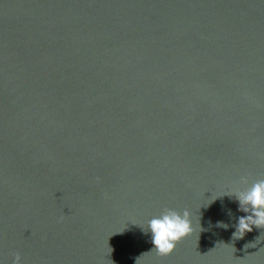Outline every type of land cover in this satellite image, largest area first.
Segmentation results:
<instances>
[{"label":"water","instance_id":"water-1","mask_svg":"<svg viewBox=\"0 0 264 264\" xmlns=\"http://www.w3.org/2000/svg\"><path fill=\"white\" fill-rule=\"evenodd\" d=\"M241 176L264 0H0V264H264V229L232 238ZM165 207L194 230L161 256L139 226Z\"/></svg>","mask_w":264,"mask_h":264},{"label":"clouds","instance_id":"clouds-1","mask_svg":"<svg viewBox=\"0 0 264 264\" xmlns=\"http://www.w3.org/2000/svg\"><path fill=\"white\" fill-rule=\"evenodd\" d=\"M239 185L242 187H234L223 195L234 199L237 203V212L244 213V215L235 217L233 239H242L246 233L252 232L253 228L264 229V178H259L249 184L247 177L241 176ZM223 196L212 198V194L210 200L212 202ZM227 214L231 217V210H228ZM215 226L223 229L229 227L223 221H216ZM139 228L143 233L150 234L153 245L151 250L154 249L157 254L166 256L174 250L178 241L192 234L194 225L191 213L187 209L178 211L165 207L158 214L147 219L146 223ZM261 237H264V232L260 233L256 241L262 240ZM250 244L246 243L243 247L246 248ZM19 260L17 255L13 264H19Z\"/></svg>","mask_w":264,"mask_h":264}]
</instances>
